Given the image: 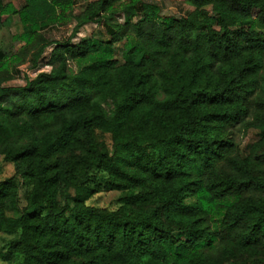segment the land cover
<instances>
[{
  "label": "trees",
  "instance_id": "obj_1",
  "mask_svg": "<svg viewBox=\"0 0 264 264\" xmlns=\"http://www.w3.org/2000/svg\"><path fill=\"white\" fill-rule=\"evenodd\" d=\"M21 1L0 0V24L20 22L18 50L0 52V156L15 167L0 180L3 259L264 264V0H185L192 11L175 17L155 0H92L77 14L74 0ZM116 13L108 41L71 42ZM72 19L68 38L46 37ZM50 45L48 71L3 85ZM237 125L258 132L247 155ZM102 190L119 191L116 208L88 204Z\"/></svg>",
  "mask_w": 264,
  "mask_h": 264
},
{
  "label": "rangeland",
  "instance_id": "obj_2",
  "mask_svg": "<svg viewBox=\"0 0 264 264\" xmlns=\"http://www.w3.org/2000/svg\"><path fill=\"white\" fill-rule=\"evenodd\" d=\"M4 3L11 2L12 0H3ZM92 0H74V5L72 6V13L77 14L83 10L86 3ZM159 3L162 8V14L167 17H175L179 15H184L192 11V6H190L185 0H155ZM18 4H21V0H16ZM123 14L116 13L109 21L101 19L98 22H88L83 24L78 28V31L71 38V42H78L83 37H93L101 42H106L109 40L108 25L123 22ZM75 21L72 19L65 24L56 25L50 27L46 30L45 35L49 40H64L68 38L71 34L72 28ZM20 30V22L17 16L7 15L3 17V22L0 24V52L9 56V54L14 53L18 50L19 43L12 40L13 34ZM124 44V36L120 40L114 42V53L115 57L121 60L122 50ZM52 45L48 46L42 57L40 58L36 67H31L29 57L27 56L25 61L16 66L17 73L14 77L3 85L6 86H19L24 85L27 78H33L40 71H48L50 65L48 63L49 53L52 49ZM15 66V62H12ZM69 71L75 73L78 67L73 63H68ZM233 136L235 141L239 145V150L242 155H247L250 153L252 146L258 142L259 136L258 132L252 128H245L241 125L235 126L233 129ZM108 147L111 146V141L107 135L101 136ZM15 173V167L11 162L3 160L0 156V180L12 176ZM29 191V186L27 184H22L19 187L18 197H19V207L25 204V197ZM119 191L116 190H102L95 193L91 198L88 199V204L105 207L108 209H114L117 206L116 199L119 196ZM8 215H15V211H8ZM13 235L5 234L0 232V264H20L17 258H12L10 260H5L2 257L3 252L6 250L8 242Z\"/></svg>",
  "mask_w": 264,
  "mask_h": 264
}]
</instances>
